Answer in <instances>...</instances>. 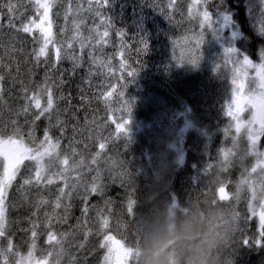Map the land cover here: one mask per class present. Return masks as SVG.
Masks as SVG:
<instances>
[{
    "label": "trees",
    "instance_id": "obj_1",
    "mask_svg": "<svg viewBox=\"0 0 264 264\" xmlns=\"http://www.w3.org/2000/svg\"><path fill=\"white\" fill-rule=\"evenodd\" d=\"M13 2L18 4L17 26L37 18L29 0ZM66 3L67 0H62L52 16L56 39L68 40L77 35L74 19L77 23L84 21L79 35L89 36V30L98 25L99 20L94 13L86 11L87 0H73L74 5L79 4L85 11L76 17L70 15L67 21L63 10ZM168 4L169 0H110L109 8L103 11L112 17L115 29L126 32L125 42L131 46V51L124 53L127 66L124 69L119 66L124 56L118 54L120 38L114 29L103 52L94 53L99 59H110V70L91 65V83H85L82 78H86L91 64L88 56L91 49L86 47L83 67L74 75L68 72L63 75L66 83L56 94L71 93L72 107L68 112H61L60 118L67 122L61 150L68 151L72 126L78 124L80 131L75 134V140L80 142L73 147L89 165L95 153H101L102 181L107 188L104 196L89 197L86 226L78 225L83 188L73 193L67 222L53 221L56 233L72 234L64 243L66 254L62 264H69V256H74L77 264H103L105 249L100 248L103 238L97 234L98 210H103L109 219L106 233L122 240V246L129 250L128 264H142L141 252L147 236L164 212L182 222L190 211L195 214V227L188 226L184 247H190L203 233L211 255L219 264H264V241L258 235L259 216L264 212V156H261L264 132L255 135L254 142L248 129L237 127L238 118L230 112L235 86L234 62L247 57L251 62L264 63V0H207L206 4L204 0L199 3L176 0L173 8ZM205 10L211 14L212 21L210 27L202 29ZM0 22L5 24L0 32V56L7 48L11 55L5 57L4 62L16 61L11 76L5 73L0 121L7 124L18 119L22 131L27 133L30 125L24 123L25 117L16 116L23 104L19 82L33 86L42 81L44 70L42 66L33 68L29 56L34 47L32 37L10 32L6 27V13L0 16ZM100 31H103L102 26ZM201 31L204 41L199 60L192 63L188 61L189 42ZM138 37L147 42L146 52L139 56L136 53ZM13 45L21 51L12 52ZM226 49L233 51L226 53ZM74 50L80 54L78 43H74ZM60 67L71 69L72 64L64 60ZM132 68L138 70L134 78L127 76ZM121 76L123 79H119ZM53 79H56L55 73ZM125 82L127 88L121 89L120 84ZM245 83L246 90L264 85L250 71ZM81 87L87 90L84 103L80 100ZM121 90L131 102L129 123L123 135L116 133L113 123V120L123 123L127 118L117 102V93ZM102 92L112 93L108 106ZM66 106L67 101L59 102L60 109ZM48 124L44 118L37 121L34 135L42 139ZM51 131L54 136L60 135L57 129ZM109 133L111 139H100L108 137ZM101 142L106 143L104 150L99 148ZM82 172L84 182L90 183L95 173L87 168ZM41 196L54 201L55 186L38 192L35 188L17 190L14 185L9 192L7 230L16 251L25 256L32 241L30 218L38 224L35 255L39 257L40 249L50 247L46 243L44 225L45 213L52 214L51 206L40 207L38 215L32 217ZM129 198L135 202L131 209L127 207ZM105 200L112 203L105 205ZM86 230L90 231L84 240ZM245 239L249 243L243 242ZM79 243H84L85 247L78 249Z\"/></svg>",
    "mask_w": 264,
    "mask_h": 264
},
{
    "label": "snow or ice",
    "instance_id": "obj_2",
    "mask_svg": "<svg viewBox=\"0 0 264 264\" xmlns=\"http://www.w3.org/2000/svg\"><path fill=\"white\" fill-rule=\"evenodd\" d=\"M197 3L200 0H196ZM29 3L34 7L37 18H30L27 22H21L19 26L15 23L20 17L17 15L18 4L13 0H0V16L6 13L7 25L6 27L10 32L24 33L32 37L34 47L32 48L29 56L32 59L33 68L43 67V79L33 86L26 85L23 81L19 82L20 94L23 99V104L16 116H24L26 125H30L27 133L23 132L18 119H12L7 124L0 121V264H62L63 257L65 256L64 243L71 233H56L53 228V221L66 223L68 220V213L71 208L70 201L73 193L77 192L79 188H83V207L81 208V220L78 225L84 227L87 225V217L90 211L88 200L91 195L104 196L107 185L102 181V171L100 167V152H96L92 157L91 164H87L83 155L78 153L76 148L73 147L74 143L80 141L75 140V134L80 131L79 125L72 126L73 137L69 138L68 151L61 150V140L64 138L66 131V121L62 120L61 112H68L72 107L71 93L67 96L61 91L57 96V90L60 89L66 81L63 79L65 72L69 75H74L77 69L83 67V52L87 47L91 49L88 52L91 64L87 70L84 82L91 83L93 75L91 65H98L111 69V61L108 58L99 59L95 52H103L104 46L110 43L109 37L112 30L115 29V24L111 16L104 14L105 9L110 6V0H87L88 8L86 11L94 13L95 17L99 20V24L90 29V35L84 37L79 35L78 30L83 24V19L76 22L73 20V26L77 29V35H74L68 40H58L53 31L54 9L62 0H29ZM176 0H169L168 7L173 8ZM207 3V0H204ZM64 19L67 21L69 16L76 17L80 15L85 9L80 7L79 4L73 3V0H67L64 6ZM59 15V13H55ZM203 19L201 21V28L205 26L210 27L212 16L205 10L203 12ZM103 31H100V27ZM5 24L0 22V32L3 31ZM116 35L120 38L119 55L124 56L125 51H131V46L125 42L126 32L122 29H115ZM38 32V35L36 33ZM79 36V38H78ZM16 37H13L15 40ZM204 41V33L201 31L193 41H190L191 52L189 53L188 61L197 63L199 60V50ZM74 43H78L80 47V54L77 55L74 50ZM136 44L137 55L144 54L147 49V42L138 37ZM2 46V45H0ZM51 49V54H50ZM21 49L12 46V52H19ZM226 53H231L233 50L226 49ZM11 55V52L5 48L3 56H0V103H3L4 87L3 82L6 79L5 73L11 76V68L15 60L9 59L7 63L4 58ZM68 60L71 62V69H62L60 67L62 61ZM127 57L120 62V68L124 69L127 64ZM236 66L233 72V82H245L248 78V69L255 68V78H258L261 84H264V63L254 65L247 57L242 61H235ZM19 73V68L16 69ZM31 71V70H30ZM136 68H132L127 72V76L134 78L137 73ZM56 74V79H53V74ZM119 79H123L121 76ZM13 83H16L13 78ZM115 88V85H108ZM128 83L120 84L121 89L127 88ZM80 100L82 103L87 101V90L80 88ZM238 91V89H237ZM105 97V105L108 106V97L112 95L110 92H102ZM43 101V102H42ZM67 101V106L60 109L59 102ZM117 102L120 104L121 109L126 114V119L123 123H115V131L117 134L126 133V125L129 123L128 116L131 112V102L125 98L123 90L117 93ZM74 115V114H73ZM42 118L47 119L49 124L44 129L43 138L39 139L34 135L36 122ZM55 118V123H52ZM87 123V121H86ZM52 129H57L60 133L59 136L52 134ZM99 134H97L98 136ZM111 133L108 137H100L102 141L111 139ZM27 137V138H26ZM126 146V145H125ZM88 145L85 144V150ZM99 148L104 150L106 143H99ZM79 156V159L76 157ZM95 166V167H93ZM123 167V165H121ZM87 168L89 172H94L91 182H84V173L82 169ZM75 172L76 175L72 176L71 173ZM26 173V175L24 174ZM16 185L17 190H31L41 189L49 190L55 186V199L49 201L48 199L40 197L37 201L36 209L32 213V217L38 215L40 207L50 205L52 214L45 213V220L47 221L44 227L46 228V243L50 246L48 249H40L41 255L37 257L35 253L38 251L36 240L38 232L36 231L38 224L35 220L30 218L31 222V244L27 251L26 256L16 251L13 240L8 233V213H9V192ZM66 201H68L66 203ZM111 200H105V205H110ZM135 202L129 198L127 207L132 208ZM61 210L63 215H61ZM253 214V213H252ZM256 215V214H253ZM98 235H102L103 242L100 243V248L106 249V254L103 256V264H118L119 251L123 245L122 240H117L113 235L106 233L109 227V219L104 216L103 210H98ZM259 237L264 241V216H259ZM90 230H86L84 240H87ZM254 240V239H253ZM249 243L248 239L243 240ZM253 242V241H252ZM78 249L85 247L84 243L76 245ZM69 264H77L74 256H69Z\"/></svg>",
    "mask_w": 264,
    "mask_h": 264
},
{
    "label": "clouds",
    "instance_id": "obj_3",
    "mask_svg": "<svg viewBox=\"0 0 264 264\" xmlns=\"http://www.w3.org/2000/svg\"><path fill=\"white\" fill-rule=\"evenodd\" d=\"M191 211L182 222L164 212L156 227L148 234L141 252L142 264H219L211 255L203 233L184 247L189 225L195 227Z\"/></svg>",
    "mask_w": 264,
    "mask_h": 264
},
{
    "label": "rangeland",
    "instance_id": "obj_4",
    "mask_svg": "<svg viewBox=\"0 0 264 264\" xmlns=\"http://www.w3.org/2000/svg\"><path fill=\"white\" fill-rule=\"evenodd\" d=\"M248 71L253 72L255 76V68H249ZM257 80L259 81L258 78ZM246 88L247 83L245 82L235 83L230 112L238 118V120L236 119L237 127L248 129L249 136L254 137L253 140L256 142L255 135L264 132V85H261L258 89L250 88L246 90ZM261 156H264V153ZM261 216H264V212L261 213ZM129 254V250L122 246L119 251L118 264H128Z\"/></svg>",
    "mask_w": 264,
    "mask_h": 264
}]
</instances>
